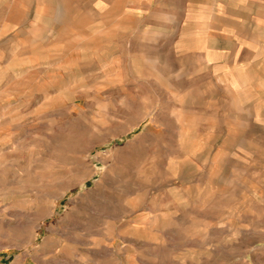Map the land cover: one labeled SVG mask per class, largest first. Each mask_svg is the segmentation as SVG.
Masks as SVG:
<instances>
[{"label":"rangeland","instance_id":"rangeland-1","mask_svg":"<svg viewBox=\"0 0 264 264\" xmlns=\"http://www.w3.org/2000/svg\"><path fill=\"white\" fill-rule=\"evenodd\" d=\"M0 264H264V0H0Z\"/></svg>","mask_w":264,"mask_h":264},{"label":"bare ground","instance_id":"bare-ground-1","mask_svg":"<svg viewBox=\"0 0 264 264\" xmlns=\"http://www.w3.org/2000/svg\"><path fill=\"white\" fill-rule=\"evenodd\" d=\"M241 239H242V238H241ZM243 240H245V239H243ZM243 240H242V241H243ZM253 240H254V239H253ZM254 241H255V240H254ZM253 243H254V242H253ZM253 243H252V244H253ZM240 245H241V244H240ZM235 250H236V249H235ZM241 253H242V252H241Z\"/></svg>","mask_w":264,"mask_h":264}]
</instances>
